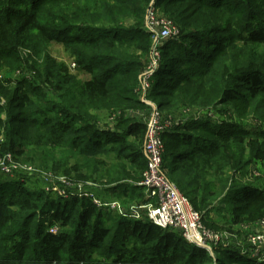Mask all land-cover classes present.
<instances>
[{"label": "trees", "instance_id": "obj_1", "mask_svg": "<svg viewBox=\"0 0 264 264\" xmlns=\"http://www.w3.org/2000/svg\"><path fill=\"white\" fill-rule=\"evenodd\" d=\"M32 1V9H16L15 3L0 9V59L8 58L34 34L44 42L72 48L76 69L90 77L75 80L70 76L60 80L53 74V90L62 91L58 97L61 100L50 105L49 112H54L55 116L39 118L37 115L41 111L31 106L33 115L28 117V111L21 104L14 115H9L16 125L11 127L10 123V127L4 129L5 136L11 147L19 138L24 139L20 146L31 143L59 150L52 160L54 166L68 170L62 173L64 175L79 173V177L88 178L86 173L97 174L105 166L116 176L112 183L128 182L132 173H141L145 166L139 150L145 126L139 121L133 122L125 114L127 107L142 103L133 96L131 83L123 81L129 75L135 82L138 56L122 48L128 45L136 51H149L152 39L143 23L146 6L151 0H87L89 4L86 0ZM231 2L155 1L157 6L164 5L181 27L193 28L187 33L189 38L202 35L195 39V45L223 28L232 33L233 40L254 46L247 50L233 40L216 42L212 55H206V61L199 57L192 58L193 63L184 59L183 63L192 64L191 71L173 85L163 80L164 64L161 62L152 92L160 96L159 109L172 108L176 97L173 90L181 83L185 86L198 84L210 87L212 103H232L237 116L252 115L264 122V48L260 50L258 46L264 45V9L256 7L255 2L248 9ZM55 6V10H47ZM99 10L107 16L103 17L110 26L93 27L90 11ZM200 19L206 20L198 26ZM130 20L132 25L123 24ZM222 22L224 27H221ZM89 30L99 34H88ZM160 49L161 54L168 50L164 46ZM173 64L167 68H172ZM20 94L13 100L10 98L12 103L29 100L26 92ZM103 110L107 114L113 110L119 112L113 128L99 120L98 112ZM222 113L228 114L229 110ZM108 115L115 119V115ZM101 123L104 125L100 126ZM170 134H163L162 139ZM212 136L208 139L197 135L193 143L182 141L191 146L169 156L168 159L175 160L171 164L174 173L171 180L202 216L212 211L218 213L217 205L224 204L231 222L264 220V189L241 187L231 178L233 172H241L249 162L264 158V123L254 131L229 123ZM174 142H178V138ZM127 165H131L130 168ZM127 186L130 192L123 187L120 194L129 198L142 189L134 184ZM4 189L6 193L0 194V264H249L231 248L217 249L222 252L214 259L204 249L184 241L179 234L147 220L126 224L125 219L119 218L115 223V216L95 208L85 197H55L44 187L33 191L19 181L0 182V191ZM46 226L63 230L59 233L43 231ZM97 245L106 246L101 254L107 256L110 252L113 256L110 261L90 259Z\"/></svg>", "mask_w": 264, "mask_h": 264}, {"label": "rangeland", "instance_id": "obj_2", "mask_svg": "<svg viewBox=\"0 0 264 264\" xmlns=\"http://www.w3.org/2000/svg\"><path fill=\"white\" fill-rule=\"evenodd\" d=\"M13 1H16L13 2L15 3L14 7L16 9H32L34 6V1L32 0ZM229 1H232L231 3L240 4L245 9L251 8V5L255 2L256 7L260 6L264 9V0ZM86 2L89 4V1L86 0ZM13 3L9 0H0V9L6 6H11ZM92 4L93 2H91V5ZM60 5L64 6V4ZM155 6L158 15L169 19L178 29V33L174 38L169 40H159L158 45L162 47L164 46L168 50H172H167V52L161 54V49L159 48L158 68L156 72L149 79H147L148 87L144 92L141 89V79L151 62V49L145 53L140 50L136 51L134 50V47H129L128 45H124L122 48L126 53L128 51H132L136 56H138L136 58L139 61V66L135 82L134 79L129 78V75L125 76L126 78L123 81L128 80L131 83L133 96H135L142 103L137 107H127L125 109V114L126 117L132 118L133 122L139 121L143 123L145 127L156 108L153 106H157L158 108L157 104L160 101V96L152 94V92L154 90L153 83L155 76L160 68L161 62L164 64V70L162 72L163 80H167L165 82H169L170 85H173L177 82V80L180 81L179 79L191 71L192 64L190 65L186 61L183 63L184 59L191 63H193L192 58L195 59L196 57L206 61V55H212V49L214 48L216 42L226 43L233 40L231 32L224 31L223 28H220L218 31L210 34L208 39L203 38L202 42L200 41L199 43L200 46H198L199 44L195 45L197 43L195 42V39L202 38V35L197 34L193 35L194 38H189L187 36L189 34L187 33L192 31L193 28L191 26L181 27L179 23L176 22L177 20H175V17L170 16V14L166 11L167 8L164 5L157 6L155 4ZM55 9L56 6L54 8H48L47 10L51 12ZM257 11H259L258 8ZM90 15L92 16L91 20L93 21V27H98L103 24L106 26L111 25L110 23L105 22L106 19L103 16H107L102 12V10L97 12L90 11ZM102 18H104V21H102ZM205 20L206 19H200L198 26H201ZM254 22L257 23V25H263L262 23H258L256 21ZM123 24L125 26H129L132 25L133 22L130 20ZM221 27H224V22L221 23ZM87 32L88 34L91 33L93 35L99 34V32H94L93 30H89ZM150 38L153 39V36L150 35ZM233 41L239 47L244 46L247 50L254 49L253 45H246L239 40ZM207 44H210V46H207ZM258 46L260 47V50L264 48V45ZM71 52L72 48H65V46L61 43L44 42L38 36L32 34L31 38L23 46L19 47L16 52L10 54L8 58L0 59V154L3 152L12 153V158L19 165L16 169L8 171L11 175L3 174L4 176H0V182L19 181L33 191L47 186L49 187V191L46 192L60 198L69 197L62 196L61 194L63 192H65L66 195L69 192L78 193L80 191H85L92 193L93 197H98L99 199L109 198L115 200L119 209L110 213L115 216V223L119 218L125 219L126 224L128 221H144L146 220L147 210L150 206L154 205L152 200L145 197L144 190H137L132 198L125 197L120 193L124 191L122 190L123 187L127 189V193L130 192V188H128L127 185H132V181H138L141 179L145 166L141 169V173H132V179H129L126 183L123 182V180L112 183V180H114L113 177L116 179V176L112 174L110 167L107 168L105 166L101 171L102 173H86V177L88 178L79 177V173L64 175L62 173L68 171L66 168L64 170L63 167H60V165H53L54 161L52 160V156L55 152H57V154L60 153L59 150L56 151V149L53 150L50 147L37 146L31 143H26L23 144V146H20V143H22L24 139L20 140L19 138L15 139V143L11 147L10 142L5 136L4 129L6 127H10V123L13 125L11 127L16 125V121L14 119H10L9 115H14L17 107L21 104L24 105V108L28 111V117H32L33 115L32 109L30 108L31 106H36L37 109L41 111V113L37 115L39 118L48 117L49 115H52L53 117L55 116L54 112H49L50 105L54 101L59 102L61 100L58 97L60 93L62 94V91L58 92L53 90L54 84L51 79L53 74H56V79L60 80L69 79L70 76H73L75 80H83L90 77L88 74L76 69V65H72L75 63V60ZM170 64H173V66L169 69L167 67H169ZM22 92L27 93L29 100H19L21 102L12 103L13 98L20 97V93ZM173 92L176 97L174 103H172V108L165 110L158 108L162 121L167 125L165 133L171 132L170 136L163 137L162 152L163 169L166 172V176H168L170 180L174 175L171 171V164L175 163V160L174 158L168 159L169 156L177 151L186 150L191 146L190 143H183V140H189L193 143L197 135L212 139V133L219 131L229 123L233 124L235 127L240 126L241 128H245L247 131H254L260 128L264 123L252 115H247L245 117L237 116V113L233 110L235 107H232L233 105L231 106L232 103H212L210 101L212 93L209 86L201 87L198 84L185 86L181 83L174 88ZM10 98L12 100H10ZM225 109L229 110L228 114L222 113ZM109 113L115 115V119H109V117H111L108 115ZM109 113L104 117L103 121L107 122L109 128H113L117 118H119V112L113 110ZM230 114L233 115L232 118L229 117ZM103 125L104 124L102 123L100 124V126ZM125 126L126 124H123L124 128ZM176 138H178V142H174L176 141ZM130 141L135 142L132 138H130ZM143 143L144 139L139 145L140 152L142 150ZM0 166L2 165L0 164ZM27 167H30V169H27ZM0 173H5L1 170V167ZM233 173H230L231 178L233 177V179H235L241 187L249 186L259 187L261 190L264 189V158L255 159L243 167L241 172ZM124 174L126 175L128 173ZM178 189L181 191L179 187ZM107 190H110L108 191L110 194H106ZM5 193V189L0 191V194L4 195ZM6 196H8V194H6ZM217 206L219 207L218 213L216 211H212L207 215L202 216L204 227L210 230L218 231L219 233L227 234L228 238L223 236L224 241H229L230 244L235 245V247L238 245H244L247 237L249 235H253L257 237V239L255 238L256 246L250 249L255 252L253 254L256 256H258V254H264V220L256 219L252 222H231V216L227 215L224 210L225 205L219 204ZM5 207L6 206H4L3 209ZM108 224L112 225V222H109ZM62 230L63 229L56 226H46L43 228V231H53L55 233H59ZM173 232L178 234L177 231ZM244 246L246 247L247 245ZM105 247L106 246L100 245L94 246L91 256H89L90 259L99 260L101 262L110 261L113 257L110 255V252L107 253V256L101 254V251L106 249ZM220 251L221 250L217 251L216 249L215 253L211 251L206 252L215 259ZM248 262L249 264H264V260H256V258L248 260Z\"/></svg>", "mask_w": 264, "mask_h": 264}, {"label": "built area", "instance_id": "obj_3", "mask_svg": "<svg viewBox=\"0 0 264 264\" xmlns=\"http://www.w3.org/2000/svg\"><path fill=\"white\" fill-rule=\"evenodd\" d=\"M155 1L156 0H151L144 13V29L153 36V39L150 46L151 62L149 61V67L141 79V89L143 92L148 87L147 79H149L158 68L159 40L174 38L178 33V29L169 19L158 15ZM72 65L74 66L75 63ZM153 107L156 108L145 127L144 143L141 150V154L145 160V168L142 172L141 179L137 182H133L134 185L142 187L147 199L154 202V205L150 206L147 210L146 220L162 229L177 231L184 241L204 249L207 252L211 251L215 253V250L218 248H231L234 250L236 248L237 252L247 260H253L255 258L256 260H264V254H258V256H256L253 254L255 252L250 249L256 246L255 238L257 239V237L249 235L244 243V245H247L246 247L244 245L235 247V245L230 244L229 241H224L223 236L227 237V234L219 233L218 231L204 227L202 214L193 208L189 198L178 189L177 185L170 180L168 176H166L162 163V135L166 132L167 125L162 121L157 106ZM109 119L112 120L114 118L110 117ZM11 154L10 152H3L0 154V164L2 165L0 167L1 170L5 172L2 174L11 175L8 171H12L19 166L12 158ZM27 169H30V167H27ZM44 190L49 191V187L44 186ZM61 195L88 198L95 208L107 213L119 209L115 200L109 198L99 199L98 197H93L92 193L85 191H80L78 193L69 192L66 195L65 192H63Z\"/></svg>", "mask_w": 264, "mask_h": 264}, {"label": "crops", "instance_id": "obj_4", "mask_svg": "<svg viewBox=\"0 0 264 264\" xmlns=\"http://www.w3.org/2000/svg\"><path fill=\"white\" fill-rule=\"evenodd\" d=\"M145 30V29H144ZM152 43V42H151ZM107 115V112L106 111H99V117H100V119L99 120H104V117ZM129 168H130V166L129 165H127ZM129 168H128V170H129ZM102 170V169H101ZM101 170H99L98 171V173H102L101 172ZM133 184V183H132ZM113 187V186H112ZM109 188H111V187H109ZM108 191H110V190H107L106 191V194H110V192H108ZM114 194V193H113ZM106 197H107V195H106ZM111 198V197H110Z\"/></svg>", "mask_w": 264, "mask_h": 264}]
</instances>
